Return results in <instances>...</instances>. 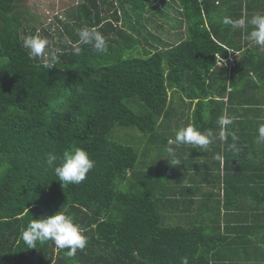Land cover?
Listing matches in <instances>:
<instances>
[{
  "label": "trees",
  "instance_id": "obj_1",
  "mask_svg": "<svg viewBox=\"0 0 264 264\" xmlns=\"http://www.w3.org/2000/svg\"><path fill=\"white\" fill-rule=\"evenodd\" d=\"M210 3L85 0L66 9L65 18L57 14L49 22L25 0H0V264H180L185 256L189 264H234V258L222 256L227 245L236 252L242 240L262 247L264 226L243 238L244 226L223 230L219 207L186 217L173 195L177 188H167L168 169L176 165L164 157L168 147H176L170 143L175 126L187 122L220 132L221 117L234 125L235 111L262 104L253 93L264 83L253 78L246 87L242 80L264 77V51L246 38L240 60L235 55L230 70L217 67L216 55L228 56V48L242 42L216 33ZM146 12L157 20L145 19ZM57 23L59 33L53 29ZM167 24L182 31L180 38L187 32L188 39L177 45L178 38L160 41ZM82 28L101 33L107 51L97 53L91 44L80 43ZM37 34L49 41V56L58 57L49 69L44 58L31 57L22 47L27 36ZM150 39L168 47L146 48ZM75 47L81 48L79 54ZM219 70L225 74L218 76ZM176 99L184 109L173 116ZM139 132L145 139L141 152L131 144L143 139ZM76 148L87 150L95 166L80 184L63 186L47 155H57L58 165ZM154 149L157 156L161 152L159 159L151 158ZM225 155L226 167L231 156ZM237 176L258 185L249 172ZM260 180L264 188V175ZM228 197H223L226 208ZM236 197L264 201L253 194ZM261 210L249 226L255 219L264 224ZM58 211L73 216L89 237L75 257L51 240L28 248L22 239L31 221ZM245 257L247 264H264V253Z\"/></svg>",
  "mask_w": 264,
  "mask_h": 264
},
{
  "label": "crops",
  "instance_id": "obj_2",
  "mask_svg": "<svg viewBox=\"0 0 264 264\" xmlns=\"http://www.w3.org/2000/svg\"><path fill=\"white\" fill-rule=\"evenodd\" d=\"M210 2L211 13L218 21L216 33L225 38L237 36L241 39V45H234L236 46L235 55H237L238 61L243 56V52L247 50L248 42L244 44V40L246 38L248 39V35L252 30V26L247 23V20L254 15H264V0H210ZM214 2H216V5ZM248 5L249 7L247 9ZM147 18L152 22L155 19L157 20V17L151 15L150 12L145 13V19ZM224 18H230L236 21L244 20L245 24L242 27H232L222 22ZM212 24L214 25L213 22ZM151 25L148 27L152 30ZM165 28L163 32L169 33L175 31L173 27L168 24ZM148 34L149 33L146 31L145 35L148 36ZM145 40H147V38ZM144 44L146 48H152L153 50L168 47L163 43L154 42L151 39L144 42ZM252 44L253 48L264 51V46L257 45L254 42ZM154 45L158 48H155ZM234 46L229 49L233 50ZM189 111H191V109H189ZM240 112L242 113L241 115ZM243 113L246 115L243 116ZM252 114V108L251 110L243 109L235 111L233 117L235 119L234 125L229 123L220 130V132H224L223 139L220 136V132L211 130L214 133L215 139L206 151L196 149L193 145H176V158L180 161V164L172 169H168L171 178L169 177L166 181L167 188L170 187L171 190L172 188H177L173 195L176 196V200H179V211H181V214L188 217L190 215H195L197 210L206 212L211 209L218 212L220 208L223 216V226H244V229L241 230L243 238H245L246 234L257 232L260 227L264 226V224H262L263 220L258 222L259 219H255L256 223L254 225H257V227L248 225V223L251 222L252 215L262 212L261 209L264 208L262 207L264 201L260 203L250 197H236L237 194L244 193L253 194L257 196L258 199H264L263 190L261 192L259 190L261 181L260 176L264 175V139L260 138L258 132L259 127L264 125V116L260 117V115L257 114V118L253 120L251 118ZM189 125L190 123L185 122L179 127L175 126L177 128L176 131ZM230 134L231 136L235 135L237 137L235 143L239 149L238 153H233L228 149V145L233 143L232 137L228 138ZM173 142L175 143V139L170 140L171 144ZM226 153L231 157L229 163L225 167L224 159L226 158ZM250 160H252V164ZM242 164H244V166H242ZM247 166L252 168L247 170ZM166 171L167 169L164 170L165 173ZM242 172L251 173V177L253 176L257 179L258 185L250 184L253 183V181L249 184L242 181V177L237 176V174H241ZM227 193L231 194L232 197H228V207L226 208L223 197ZM219 201L222 202L220 205ZM206 216L208 217L209 215L206 214ZM230 233L232 235L234 231L230 230ZM248 242L249 241L242 240L239 244L240 251L244 252L245 256L254 255L257 251L259 255L264 253V243L262 247L256 249L255 246H248ZM221 252L222 256L231 259H233L237 253L233 249L232 244L227 245ZM233 260L234 264H239L236 258Z\"/></svg>",
  "mask_w": 264,
  "mask_h": 264
},
{
  "label": "clouds",
  "instance_id": "obj_3",
  "mask_svg": "<svg viewBox=\"0 0 264 264\" xmlns=\"http://www.w3.org/2000/svg\"><path fill=\"white\" fill-rule=\"evenodd\" d=\"M225 25L232 27L245 24L244 20H232L224 18L222 21ZM247 23L252 26L248 39L257 45L264 46V15H254L247 20ZM80 43L84 45L91 44L97 53H105L107 51V43L104 36L88 28H82L79 33ZM49 41L41 36L30 35L23 40L22 47L28 50L31 57L44 58L43 67L49 69L57 64V55L52 53L50 56L46 52ZM228 56L217 54V60L221 59L229 70L232 63L235 61V54L229 49ZM76 54L81 52L80 47H75ZM221 67V66H220ZM218 125L223 128L225 125L231 123L221 117L217 121ZM259 136L264 139V125L258 129ZM220 136L224 138V132H220ZM214 133L209 131H202L195 125H189L180 128L175 133V144L179 145H193L194 148L199 150H207L208 147L214 142ZM233 143L228 145L229 151L238 153L239 149L235 141L237 137L232 136ZM171 165H179L180 161L176 158V152L173 147L166 149L165 157ZM58 160L57 155L48 153L47 163L54 166V174L62 185L67 184H80L86 179L87 174L95 166V161L92 159L90 153L83 148H76L74 151H66L63 155L61 162L56 165ZM22 239L28 248H37L39 242L43 244L49 240L53 241L59 249H67L66 255L68 257H75L77 251H83L88 243L89 237L85 234L84 228L75 221L74 217L63 212H56L54 215L45 216L43 219H36L28 224L27 229L22 233ZM180 264H189L187 256L181 257Z\"/></svg>",
  "mask_w": 264,
  "mask_h": 264
},
{
  "label": "rangeland",
  "instance_id": "obj_4",
  "mask_svg": "<svg viewBox=\"0 0 264 264\" xmlns=\"http://www.w3.org/2000/svg\"><path fill=\"white\" fill-rule=\"evenodd\" d=\"M84 1L85 0H25V3H26V6L31 8V11L34 14H39L42 17V21H49V22L52 21L53 22L54 17H56L57 14H60V17L65 18L66 15H65L64 11L66 9L69 8L71 11L72 6L75 7V6H77V4H79L80 2H84ZM199 2H202V0H199ZM53 29H54L55 33H59L62 31V29L60 27H58V23H57L56 27L53 25ZM181 32L182 31H180V30L179 31L175 30L174 32H169V33L162 32V39L160 41L171 42V41H174L178 38L176 43H175L177 45L179 43V40L181 42V41H183V39H186V38L188 39L187 32H183L182 37L180 38ZM156 42L160 43L159 41H156ZM223 63L224 62L221 59H219L216 61V66L217 67L222 66ZM260 72H258V74H260ZM222 73L225 74V72H220V70H219L217 72V75L220 76V74H222ZM248 74H251V72H248ZM249 78H250L249 75H246V76H244V78L242 80V84L246 83V87H249V85L253 84V78L256 80V82L264 83V77H260L259 75H257V76L252 75V77H251L252 79H249ZM253 96L258 97L257 99H259V100H262V104L260 106H258V107L253 106L252 107L253 114H252L251 118L253 120H255L257 118V114H259L260 117L264 116V105H263L264 104V89L254 92ZM171 107H172L173 116H175L177 113H179L180 111H182L184 109V106L179 99H176L174 102H172ZM129 132L132 133L130 130H129ZM176 132L177 131L174 132V135ZM139 137H142L143 139L136 140L135 143H131V144H134L136 146L135 147L136 150L138 152H141L145 148V139H144L143 134L140 132H139ZM117 140H119V139H117ZM158 150L160 151L159 148H158ZM157 154L158 153H157L156 149H154L153 153L151 155V158L159 159L161 152L158 156H157ZM148 157H149V155H148ZM148 157H146V158H148ZM145 162H146V160L143 161V163H145ZM139 169H140V167H139ZM250 169H251V167L247 166V170H250ZM259 190H260V192L262 190L264 192V188H262V187H260ZM262 207H264V204L262 205ZM175 215L176 214L172 215V218H174ZM173 222H175V219L171 222V225H173ZM224 229L225 228L223 226V230ZM234 258H236V260L239 262V264H247L248 263V261L245 257V254L242 251H238L236 253V255L234 256ZM255 262H256V264H258L259 260H255Z\"/></svg>",
  "mask_w": 264,
  "mask_h": 264
}]
</instances>
